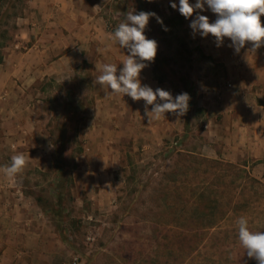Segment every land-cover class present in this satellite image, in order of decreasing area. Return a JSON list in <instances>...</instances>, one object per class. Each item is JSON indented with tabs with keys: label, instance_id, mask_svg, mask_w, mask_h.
<instances>
[{
	"label": "rangeland",
	"instance_id": "rangeland-1",
	"mask_svg": "<svg viewBox=\"0 0 264 264\" xmlns=\"http://www.w3.org/2000/svg\"><path fill=\"white\" fill-rule=\"evenodd\" d=\"M30 1L0 0V58L31 45L21 19ZM73 1L78 23L95 25L80 26L87 40L67 37L72 26L66 21L60 38H67L63 54L72 51L68 59L21 91L24 102L13 97L0 105L6 109L0 115V208L12 211L26 241H37L20 250L21 260L258 264L239 241L237 220L247 217L253 231H264V168L256 174L252 168L264 166V158L247 168L213 155L207 144L220 147L213 122L221 121V97L229 102L226 65L245 67L248 78L264 86V45L254 50L247 42L240 58L231 43L232 56L212 57L169 2ZM140 11L156 13L145 35L157 41V54L144 68L173 98L189 94L182 116L167 112L148 121L143 99L96 82L103 64H118L115 54L128 51L111 34L129 12ZM18 153L28 157L27 166L9 178L3 169Z\"/></svg>",
	"mask_w": 264,
	"mask_h": 264
},
{
	"label": "crops",
	"instance_id": "crops-1",
	"mask_svg": "<svg viewBox=\"0 0 264 264\" xmlns=\"http://www.w3.org/2000/svg\"><path fill=\"white\" fill-rule=\"evenodd\" d=\"M163 1L175 3L177 7L174 9L179 10V0ZM30 2L28 14L21 19L27 23L25 39L30 40L31 45L25 47L24 50L9 49L3 55L0 61V105L13 97H16L14 103L24 102L26 98L21 91L24 92L36 80L53 73L56 64L68 59L72 51L63 54L62 48L67 47L68 44H64L62 41L67 38H60L61 35L66 34L64 30L66 21L70 23L72 29L76 28L74 31L71 29L67 34V37L72 39L74 36H78L81 40H87V37L80 33V26L95 27L93 23L89 22L82 21L84 23L81 25L78 23L79 11L73 0H31ZM189 2L194 5L196 0H189ZM197 14L208 16L210 22H214L217 18V14L213 13L205 3L204 10H195L192 17L187 18L189 26ZM68 15L76 20L68 19ZM191 35L201 46L203 45L205 51L212 57L233 55L230 38L225 37L218 46L216 38L211 34L205 37L199 31L194 32L191 28ZM94 37H97V34L93 32L89 34V38L94 39ZM245 50L237 51V55L234 56L245 57ZM115 55L119 57L117 65L121 69L123 67L121 61L127 58L129 51L121 50ZM54 56L57 59L54 60ZM226 70L229 78L227 84L232 87L228 89L229 102L227 99L225 101L224 96L221 97L224 103L222 105L224 107L220 111L221 121L217 124L216 121L213 122V128L219 129L218 133L215 131L213 135L214 138L219 139L220 147L208 144L207 147L213 152V155L221 154L223 159L229 162L243 163V166L248 168L250 161L255 162L264 158V86H257L260 85L258 82L250 80L247 72L245 73L246 68L243 66L233 68L232 65H226ZM140 80L142 85H148L153 90L161 88L158 81L153 79L152 71H149L148 68L141 70ZM161 89L164 90V87ZM158 102L161 103L159 98ZM152 107L149 105V111ZM5 112L6 109L0 108V115ZM216 139L214 142H218ZM245 162L247 165L244 164ZM252 168L253 173L256 174L264 166L255 165ZM5 214L10 218L8 224L3 218ZM11 216V210L0 208V264H28L21 260L22 251L20 250L23 247H30L37 241H26L20 235L26 229L12 222Z\"/></svg>",
	"mask_w": 264,
	"mask_h": 264
},
{
	"label": "clouds",
	"instance_id": "clouds-1",
	"mask_svg": "<svg viewBox=\"0 0 264 264\" xmlns=\"http://www.w3.org/2000/svg\"><path fill=\"white\" fill-rule=\"evenodd\" d=\"M205 3L217 14V18L210 22L208 16L197 14L190 24L194 32L199 31L205 37L211 34L216 38L218 46L225 37L230 38L236 51L247 42L252 43L254 50L264 45V23L261 21V16L264 15V0H196L194 5L190 4L189 0H179V12L185 18L192 17L195 10H204ZM171 6L177 7L175 3ZM152 16H156V13L140 11L138 14H127L126 20L118 25L110 38L118 42L121 48H127L129 55L121 61L123 67L119 74L117 64L105 63L101 74L96 77V82L102 87L106 86L112 93L122 96L127 94L134 101L143 99L149 121L159 120L167 112L184 115L190 100L186 92L173 98L169 91L161 88L153 90L152 87L141 83L140 73L146 67L144 62L153 61L158 48L157 41L145 35V28ZM157 20L163 23L159 17ZM158 98L163 102H158ZM148 105L153 106L151 111H148ZM27 163L28 157L23 153L13 155L10 165L3 169L4 174L14 178L24 170ZM237 225L238 238L247 256L255 258L258 264H264V231H253L249 227L248 218L244 216L237 220Z\"/></svg>",
	"mask_w": 264,
	"mask_h": 264
},
{
	"label": "trees",
	"instance_id": "trees-1",
	"mask_svg": "<svg viewBox=\"0 0 264 264\" xmlns=\"http://www.w3.org/2000/svg\"><path fill=\"white\" fill-rule=\"evenodd\" d=\"M2 60V58H0V61Z\"/></svg>",
	"mask_w": 264,
	"mask_h": 264
}]
</instances>
